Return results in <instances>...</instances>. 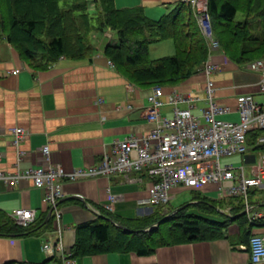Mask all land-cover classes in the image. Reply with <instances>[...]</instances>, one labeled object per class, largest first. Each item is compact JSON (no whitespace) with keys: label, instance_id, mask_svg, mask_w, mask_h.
I'll list each match as a JSON object with an SVG mask.
<instances>
[{"label":"crops","instance_id":"1","mask_svg":"<svg viewBox=\"0 0 264 264\" xmlns=\"http://www.w3.org/2000/svg\"><path fill=\"white\" fill-rule=\"evenodd\" d=\"M180 2L184 1L113 0L116 9L141 8L145 17L153 21L169 14ZM106 32L110 33V38L105 36ZM91 36L94 38V53L89 59L61 57L46 69L29 66L18 51L0 36V127L5 130L21 127L28 133L21 144L25 152L21 168L43 165L41 149L45 145L49 148L50 162L59 164L67 172L94 166L110 150L114 140L130 135L140 137L152 128L145 120L146 96L152 86L140 87L130 82L104 55L105 46L117 42L114 32L106 30ZM165 44L167 52H162ZM160 45L164 47L160 48ZM174 52L175 46L170 39L149 46L151 59L171 56ZM210 61L220 68L209 76L215 97L230 107V112L220 118L236 122L239 120L235 110L238 95L251 94L256 101H262L259 89L262 71L250 70L246 63H234L221 48L211 53ZM16 69L18 73L12 74ZM206 80L199 68L183 82L162 88L165 95L175 91L193 98L190 102L192 113L200 116L205 106ZM177 107L187 108L188 104L180 103ZM162 111L171 115L169 106H164ZM9 140L7 132L0 140L3 153L1 170L14 169L16 152ZM260 151V148L248 145L244 155L231 157L225 162L244 166L246 173L250 174V166ZM151 180L145 172H134L128 178L120 174L110 178L64 181V196L58 203L64 227L61 235L63 253L71 254L79 225L104 218H117L132 225L154 218L159 210L170 209L168 205L153 207L140 203L148 197L147 188ZM185 193H190L191 199L181 207L197 203L199 195L221 201L216 199V190L212 186L203 190L174 188L171 201ZM42 198L43 190L34 187L30 181L23 180L12 187L0 180V227L5 228L9 221H13L11 213L17 208L35 210L39 227L49 221L46 228L34 233L0 234V264H64L60 257L51 258L41 251V244L47 237L55 239L52 233L57 227L52 216H48ZM250 201L255 202L252 212L259 220L248 234H244L237 223H232L223 237L162 245L142 255L134 251H106L70 256L72 262L69 264H252L249 239L253 234L264 236V221L260 220L264 215V188L256 189ZM228 208L220 212L228 215ZM177 209H173V213Z\"/></svg>","mask_w":264,"mask_h":264},{"label":"trees","instance_id":"2","mask_svg":"<svg viewBox=\"0 0 264 264\" xmlns=\"http://www.w3.org/2000/svg\"><path fill=\"white\" fill-rule=\"evenodd\" d=\"M185 3L153 21L141 8L116 9L113 0H0V36L29 66L46 69L61 57L89 59L94 53L91 35L110 30L117 42L106 45L104 55L130 82L140 87L175 86L197 72L208 57L196 15ZM207 13L213 36L231 61L242 65L264 58V0H207ZM167 39L174 43V54L151 59L149 46ZM259 134L250 131L247 145L261 148L256 146ZM255 190L248 192L250 205L255 203L250 201ZM197 201L175 213L159 210L158 218L132 225L117 218L79 225L71 256L106 251L149 254L162 245L223 237L232 223L248 234L259 220H249L243 213L241 198L220 201L199 195ZM227 206L229 214L221 213ZM260 220L264 221V215ZM158 221L156 227L143 231ZM48 222L39 227L35 220L22 227L9 221L0 227V234H30L46 228Z\"/></svg>","mask_w":264,"mask_h":264},{"label":"built area","instance_id":"3","mask_svg":"<svg viewBox=\"0 0 264 264\" xmlns=\"http://www.w3.org/2000/svg\"><path fill=\"white\" fill-rule=\"evenodd\" d=\"M193 9L199 28L208 44V57L201 67L207 80L204 86L205 106L200 116L192 113L193 98L182 96L175 91L165 95L161 86H152L146 96L145 120L152 125L150 131L140 137L127 136L114 140L108 152H105L97 165L79 167L70 172L59 164L50 162L49 148L43 146L41 153L44 164L39 167L21 168L20 162L25 154L21 144L28 133L21 127L5 130L0 127V140L6 132L10 144L15 148L16 161L13 170H1L0 180L15 187L23 180L43 190L42 201L56 222L52 233L55 239L47 237L41 244V251L48 257H60L64 264L72 262L71 254L63 253L61 241L63 224L59 201L63 198V182L85 178L123 175L128 178L134 172H145L152 180L147 188L148 197L141 204L153 207H165L171 199L174 188L203 190L212 186L216 190V199L241 198L244 202L243 213L249 220L257 219L248 203V192L264 188V58L245 64L253 71H262L259 81L262 101H256L251 94L238 95L235 98V110L239 120L228 121L220 118L230 112V107L221 104L215 97L210 74L220 68L210 61L211 53L220 48L213 36L207 13V0H182ZM110 38V33H105ZM18 69L11 73H18ZM187 103V108L177 107ZM191 104V105H189ZM169 106L171 115L163 113ZM258 130L256 146L261 151L250 166L247 174L244 166H234L225 162L234 156H242L248 150L247 134ZM3 153L0 150V161ZM230 210V208H228ZM227 210V212H228ZM13 221L22 227L31 225L36 218L32 209L17 208L11 213ZM249 253L252 264L264 263V236L253 234L249 239Z\"/></svg>","mask_w":264,"mask_h":264},{"label":"rangeland","instance_id":"4","mask_svg":"<svg viewBox=\"0 0 264 264\" xmlns=\"http://www.w3.org/2000/svg\"><path fill=\"white\" fill-rule=\"evenodd\" d=\"M192 10H193V9H192ZM236 18H237V19L241 18V16H240L239 13L236 15ZM42 30H43V28H42V27H39L38 32H42ZM90 38H92V36H91ZM92 41H94V38H92ZM163 41H167V40H163ZM162 44H163V43H162ZM161 46H162V47H161ZM163 47H164V45H160V48H163ZM162 52H167V44H165V47L163 48ZM260 59H261V58H260ZM190 199H191V195H190V193H185V194H183V195L178 196V198H177L176 200H174V201L172 200V201L168 204L167 207L170 208V209H177V208L183 206L184 204H186ZM158 217H159V215L156 216V218H158ZM217 220H222V219L217 217ZM158 222H159V221H158ZM158 222H157V223H158Z\"/></svg>","mask_w":264,"mask_h":264},{"label":"water","instance_id":"5","mask_svg":"<svg viewBox=\"0 0 264 264\" xmlns=\"http://www.w3.org/2000/svg\"><path fill=\"white\" fill-rule=\"evenodd\" d=\"M182 208H183V207L177 209L176 211H174V213L177 212V211H179V210H181ZM48 216H50V215H48ZM160 222H161V221H159L156 225L160 224ZM152 228H154V227H152ZM152 228H148V229H145V230H143V231H150Z\"/></svg>","mask_w":264,"mask_h":264}]
</instances>
